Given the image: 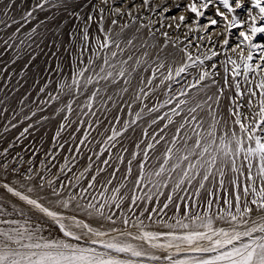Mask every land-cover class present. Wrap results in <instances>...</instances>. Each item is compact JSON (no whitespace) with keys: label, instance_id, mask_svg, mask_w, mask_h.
I'll return each instance as SVG.
<instances>
[{"label":"snow or ice","instance_id":"1","mask_svg":"<svg viewBox=\"0 0 264 264\" xmlns=\"http://www.w3.org/2000/svg\"><path fill=\"white\" fill-rule=\"evenodd\" d=\"M103 3L107 5L108 0ZM116 3L123 0H113V5ZM141 5L163 18L172 11L166 6L167 0L156 5L151 0H141ZM250 5L246 7V0H189L183 5L175 4L176 9L187 10L196 28H188L183 48L169 39V32H161L164 43L160 51L174 46L183 53L186 62L175 67V61L168 63V56L174 57L175 52L164 58L157 52L155 59H148L147 49L156 48L157 44L149 45L145 40L140 45L145 49L141 53L143 58L137 57L129 71L126 65L133 60V55L118 61L117 69L109 60V52L113 58L128 49H133L134 54L139 51L134 46L136 37L125 40L127 23L120 26L119 32L113 33L111 28L105 30L103 8L97 10L92 6V12L98 16L94 20L92 13L85 15L83 11L88 6L86 0H0V77H6L4 86L0 87V121H7L0 125V145L6 142L11 130L21 128L14 142L0 152V178H3L0 179V264H264V37L257 39L258 34L264 33V0H250ZM240 9L246 16L238 14ZM108 11L116 17L110 20L111 25H117L122 16L132 17L133 23L139 19L130 10L126 12L120 7L112 6ZM210 11L212 15L208 16ZM37 13L43 14V19H38ZM202 18L207 22L202 24ZM188 19L180 15L178 23L164 26L180 30ZM76 21H80L82 27ZM93 23L97 24L98 32L103 33L102 38L94 37V47L90 44ZM151 23L150 20L147 25L142 23L140 28ZM221 23L223 30L217 34L225 37L221 45L225 55L221 79L229 90L234 89L232 97H226L225 88L213 79L218 73L209 71L205 65V61L220 55L212 50L217 41L208 32ZM69 24L73 30L66 34L72 46L80 42L79 56L91 48L92 57L102 59V64L109 69L103 74L105 67H100L96 83L103 80L115 85L119 78L131 77L143 65L144 71L151 70L147 85H153L157 78L160 83L148 92L141 88L136 100L139 101L141 95L147 98L150 92L155 94L164 86L163 102L141 107L133 119L123 121L119 130L111 126V135L97 140L92 135L93 123L97 132L101 123L97 112L92 111L100 91L97 89L81 106L76 120H72L76 112L74 104L80 95L78 78L84 76L87 68L73 72L71 83L61 80L55 95L47 92L51 77L41 84L43 72H62L59 64L55 69L44 67L47 61L41 58L59 53L63 44L60 37ZM201 31L204 34L197 35L196 41H208L210 54L193 56L189 47L198 48L200 43L193 42L191 34ZM155 34L148 33L153 39ZM232 35L235 40L229 39ZM52 48L56 51L52 52ZM64 51L70 52V48L65 47ZM87 63L92 66L95 60L90 57ZM217 67L216 63L211 64V69ZM192 72L196 75L192 76ZM38 76L41 80L36 79ZM188 76L192 79L188 80ZM13 80L15 82L11 83ZM93 82V77L89 76L84 87ZM124 83L128 85L131 81L125 79ZM26 84L29 88L41 84L36 96L47 92V98L31 99L28 89L24 88ZM22 89L25 94L17 99ZM121 91L127 92L128 88ZM62 96L71 98L53 111L52 116L60 122L50 146L45 149L46 131L38 144L34 143L51 119L43 112L53 101H61ZM222 98L230 101L228 114L232 127L229 128L225 120V130L218 134L221 121L216 116L222 107ZM253 98H257L255 103ZM108 99L111 101L112 97ZM14 100L18 107H12ZM169 105L174 106L161 114ZM244 108L249 109L247 115ZM7 112H11L10 117L5 116ZM89 116L97 118L95 121L81 118ZM114 120L119 124L121 117L116 116ZM139 122L147 127L141 129L138 141H132L135 150L130 151L124 147V138L130 131H136ZM25 140L27 144L23 143ZM94 141L99 151L94 150ZM16 144L24 155L17 152L12 156ZM65 151L68 155H63ZM40 153L44 159L36 168L34 158ZM85 157L86 165L81 167L79 162ZM60 159L63 163H59ZM53 169L57 171L54 173ZM13 175L14 182H5ZM117 180L119 186L110 188ZM193 187L192 196L196 197L197 206L205 190L207 211L203 215L190 214L186 206L183 217L168 223L164 214L174 203V197L191 201L188 192ZM217 187L226 193L220 197L226 207L213 213ZM123 189L126 191L122 192ZM164 189L170 192L165 194ZM181 192L184 195H179ZM161 196H165L162 207L159 206ZM125 201L130 203L125 204ZM145 202H155L157 207L149 209ZM175 208L178 213L181 205L176 204ZM117 214L125 226L123 229L110 227L103 231L93 227L104 222L115 225ZM145 214L147 220L158 224L161 230H149L144 222ZM217 222L222 226H217ZM129 224L132 231L128 230ZM46 230L62 233V236L46 237ZM181 253L184 255L177 258Z\"/></svg>","mask_w":264,"mask_h":264},{"label":"rangeland","instance_id":"2","mask_svg":"<svg viewBox=\"0 0 264 264\" xmlns=\"http://www.w3.org/2000/svg\"><path fill=\"white\" fill-rule=\"evenodd\" d=\"M158 1L161 3L163 2V0H158ZM188 2H189V0H167V5H166L167 7L172 9L171 13L167 14V16H166V17H168V19H170L172 24L175 25L176 23L179 22L178 18L180 15H184V16L189 18L188 23L185 24L184 26H182L180 29L181 32H183L181 38H185L186 35H188V28L189 27L196 28V25L192 24L191 21L193 18L189 16V13L187 12V10L184 7L176 9L174 7V5L178 4V3L183 5V4H186ZM124 4H126V5L129 4V6L126 7V9H127L126 12L128 10H131L133 15L140 16L141 7L143 8V6H141V0H135L134 4H133V0H123V3H118L117 7L126 6ZM250 6H251L250 0H246V7H250ZM129 8H131V9H129ZM133 11H135V12H133ZM237 11L241 17L246 16V14H245L246 12L243 9H240ZM207 15L211 16L212 12L211 11L208 12ZM37 17H38V19H43V14L37 13ZM122 17L124 18L127 16H122ZM122 17H120L119 20H121ZM173 17H176V19H173ZM144 22H147V20H142V21L139 20L140 24L143 23V24L147 25V23H144ZM206 22H207L206 18H202L201 23L203 24ZM32 26H35V25L33 24ZM25 27H26V29L28 28V26H25ZM138 28H140L139 25L136 27V29H138ZM70 30H73L72 24H69L67 26V28L65 29V34L60 37L63 44L60 47V51L56 56H52L50 53L49 56L41 58V59L47 61V64H45L44 67L50 68V69H55L57 64H59L60 68L62 69V72H43L41 75L44 79L41 80V77H39V76L36 77V79L41 80V84H43L47 81V79L49 77H51L52 83L48 85L47 92H51L53 95H55L56 94L55 90L59 88V82L61 80H67L68 83H71V78H72L73 72H79L82 68H87V71H85L84 76L78 78L80 80V85H81L80 95L77 97L76 103L74 104V108H75L76 112L71 116V119L76 120L77 114L80 112L81 106H83L87 102L88 97L91 95V93L93 91H96L97 89H99L100 90L99 94L97 95V97L94 101V106L92 109V111L97 112V115L101 120V123H100L99 128H98V132H97V126L95 125V123H93L92 135L96 136L97 140L106 139L107 135H111V131H110L111 126H115L117 128V130H119L122 127L123 121L133 119L135 116V113L140 111L141 107H144L145 105L147 107H153L157 103H162L163 100L166 98L164 96V92L166 91V88L164 86H161L159 89L156 90L155 94H152L150 92L149 96L147 98H145L141 95L140 100L139 101L136 100V96H137V94H139V90L141 88H143L145 92H148L150 88H155L156 85H158L160 83V79L157 78L154 81L153 85H151V86L147 85L146 80L151 75V70L149 69V71H144L143 65L140 68H138L136 72H133L131 77L125 76V77L119 78L115 85L107 83L103 80H100L99 83H96V73H99L100 69L95 67L94 65L88 66L87 61L91 57L95 60V63H96L97 58L92 57V49L91 48L88 51H84L83 56H79V52L81 50L80 42L77 41L75 46H72L69 43L70 38L68 37V35L66 33H67V31H70ZM143 30H146V28H140L139 32H141ZM222 30H223V23H221L220 26H218V27L212 28L208 32V35H211L213 37V40L217 41V46L213 50H216L220 53L218 58L215 57L217 66H219L215 70L217 73L219 72L218 73L219 75L217 74L218 76L216 75L214 78L221 84V86H223L225 88L226 97H232L234 95V89L229 90L228 87L223 84V81L221 79V77L224 75L222 63L225 59V55L223 53V49H222L221 45H222L223 39L225 37L224 36L218 37L217 34L220 33ZM135 31L136 32L133 33L132 36H136V34L139 33V32H137V30H135ZM233 31L235 32L237 30H233ZM203 34H204L203 31H201L199 33L191 34L192 41L198 43V41H196V39H195L196 36L197 35H203ZM260 37H264V33L258 34L257 39H259ZM235 38H236L235 35H232L231 37H229L230 40H235ZM155 39H162L164 42V38L161 37L160 34H158V35L155 34ZM185 43H187V42H181V43L179 42V43H177V45L179 44L178 45L179 48H183ZM94 44H95V41H94ZM140 45H141L140 40L134 41V46L136 49H139V51H135V53L133 54L134 50L128 49L125 51V53L115 57L114 58L115 61L116 60L117 61L127 60L128 55H133V60L129 61L128 65H126L128 70L131 71L132 67L135 66V59L137 57L143 58L141 56V53L145 49L140 48ZM160 46H162V45H160ZM65 47L70 48V52H65L64 51ZM93 47H94V45H93ZM194 49H196V47H189V49H188L192 53L193 56L198 54V52H195ZM206 49L209 50L210 48H206ZM147 50L150 53V56L148 57V59H155L157 52H159V55L161 58L168 56L169 53L175 52L176 55L174 57L168 56V61H167L168 63H173V61H175V63L173 64V66L175 67V66L182 64L183 62H186V60L183 58V53L171 45L164 48L163 51H160V47L148 48ZM51 51L55 52L56 49L52 48ZM246 54L247 53L245 51V55ZM7 55H11V53H8ZM229 55H231L230 52H229ZM201 58H203V57H201ZM233 58H236V57L234 56ZM81 61H83V62L81 63ZM37 63H39V60ZM229 67H231V66H229ZM211 70L215 71L213 69H211ZM33 71H35V69H33ZM164 71L166 74V70H164ZM105 73H103V74H105ZM195 75H196V73L192 72V76H195ZM89 76L93 77L94 82L91 85H87L85 88L84 85H85V82ZM192 76H188L187 79L191 80ZM229 77H230V73H229ZM141 78H144V83H141ZM4 79H6V77H0V87L4 86V84H3ZM125 79H130L131 83L128 85H125V83H124ZM10 82L14 83L15 81L13 80ZM41 84H38L36 88H29V86L27 84L24 86L25 89H28V95L31 97V99L39 100V99L47 98V92L41 93L39 97L36 96V92L38 91V88H39V86H41ZM125 87L128 88V91L127 92L121 91V89H123ZM215 90H216L215 86H213L212 91L214 92ZM24 94H25L24 89L20 90L18 95L16 93H12V95H17V99L22 97ZM209 94H211V93H209ZM0 95H2V94H0ZM109 96L112 97L111 101H109V99H108ZM70 98L71 97L62 96L61 101H53L51 105H49L47 108H45L43 115L49 116V117H51V119H50L49 123L47 124L46 128L41 129L40 133L37 134V139H36V141H34V143L38 144L40 137L43 136L44 132L46 131L47 135L44 137V139H45L44 148L47 149L50 146L51 137L54 134L56 127L60 122V120L58 118L52 116V113L55 109L60 108L63 103H67V100ZM31 99L28 101L30 106H31ZM256 99L257 98H253L254 103H255ZM229 103H230L229 99L222 98V107L217 110L218 115L216 116V119L221 121L220 125L218 126V134H223V132L225 130V128H224V121L225 120L228 122L229 128L232 127L231 118L229 117V114H228ZM245 103H246V100H245ZM129 106L131 107V114L129 113ZM172 106H174V105H169V106L165 107L164 109H162L161 114L163 112L167 111L168 108L172 107ZM12 107H18L17 102L15 100L12 102ZM84 110L87 111V109H84ZM146 110L147 109L145 108V111ZM242 110L246 115L249 112V109H247V108H244ZM25 111H27V109H25ZM39 115L40 114L38 113V116ZM5 116L10 117L11 112L5 113ZM116 116L121 117V122L119 124H117L114 120V117H116ZM81 118L91 120V121H95V119L97 117L89 116L86 118L85 117H81ZM145 119H147V117H145ZM6 122L7 121H0V125H2L3 123H6ZM208 122H210V120ZM205 126L207 127V124ZM84 127L87 128V124H85ZM145 127H147V124H145L143 122H139V125L136 128V131L135 132L130 131L127 134V136L124 138V147L128 148L130 151L135 150L134 144L132 143V141L133 140L138 141L140 139L141 129H143ZM235 127H236V130L238 131V126H235ZM20 130H21L20 127H18L16 130H11V135L6 137V142L3 143L2 145H0V152L3 151V147H7L8 143L14 142L15 136L18 135ZM29 139H31V138H29ZM23 143L27 144L28 141L25 140ZM158 147H162V145L158 146ZM93 148L95 151H99V149L95 146V141L93 142ZM17 152H20L21 155H24V153L21 151V147L19 144H16L15 151L12 152V156H15ZM63 155H68L67 151H65L63 153ZM125 155L127 157L128 154L125 153ZM27 158H28V156H25V159H27ZM128 158H130V157H128ZM34 159H35L36 168H39L40 167V161L44 159L43 153L38 154ZM9 160H11V156H9ZM59 163H63V160L60 159ZM79 163H80L81 167L85 166L86 165V157L84 159H82ZM121 167L123 168L124 166L122 165ZM134 168H135V162H134ZM56 171H57L56 169H53L54 173ZM49 178H51V177H49ZM0 179H3V178H0ZM8 180H11L14 182L15 176L13 175L11 177H8L5 180V182H7ZM65 183H66V180H65ZM112 186H119V181L118 180L114 181V185H110L109 187L111 188ZM97 187H99V185ZM195 187H198V185H195ZM195 187H193L189 190V192H188L189 196H192V193L195 191ZM226 187H228V185H226ZM206 188H212V185H206ZM74 191H76V190H74ZM123 191H126V189H123L122 192ZM163 191L165 192V194H167L168 192H170V189H164ZM215 191H216L217 202L214 203L212 206L211 211L213 213L217 212L222 207H226L223 204V200L220 199V197H222L223 195H226V193H224L218 187L215 189ZM130 194L131 193H129V195ZM179 195H184V193L181 192ZM207 199H208V197L205 194V190H202L201 197L198 201L199 206H197L196 197H194V196H192L191 201H187V200L186 201H180L174 197V203L171 204L169 206V208L165 210L164 218L167 220L168 223H175V220L177 218L184 216L186 206H187V210L190 212V214L203 215V213L205 211H207V203H206ZM163 202H165V196L160 197V204H159L160 207L163 206ZM128 203H130V201H125V204H128ZM176 204L181 205L180 211L178 213H177L176 208H175ZM145 205L149 209L152 207H157V204L155 202H151V203L145 202ZM140 210L142 211L143 209H140ZM123 211L127 214V208L126 207L123 208ZM146 215L147 214H145L144 222L146 225H149V230H153V231L161 230L160 226L158 224H156L155 222L148 221L146 218ZM81 218H85V217H81ZM85 219H87V218H85ZM115 219L117 221L115 225H111L108 222H104L102 225L93 224V227H99L103 231H107L110 227H116V228L123 229L125 226L120 222V217L118 214L115 217ZM153 221H155V216L153 218ZM185 222H187V220ZM217 226H222V225L219 222H217ZM127 227H128V230H130V231L133 230L131 224H129ZM44 235L46 237L50 236V235L51 236H62V233H57L55 231L46 230L44 232ZM157 254H160V253H157ZM183 255H184V253H181V254H179V256L177 258H179L180 256H183Z\"/></svg>","mask_w":264,"mask_h":264},{"label":"bare ground","instance_id":"3","mask_svg":"<svg viewBox=\"0 0 264 264\" xmlns=\"http://www.w3.org/2000/svg\"><path fill=\"white\" fill-rule=\"evenodd\" d=\"M86 3H88V6L86 8H84L83 11H84L85 15L87 13H92L94 20L97 19L98 16H97V13L92 12V6H95V8L97 10L100 9V8H103L104 9L103 15L106 17L105 24H104L105 30L111 28L113 30V33H115V32H119L120 31V26H122L123 24H126V23L129 24V28L128 29H125V33H126L125 40L127 38H130L133 35V33L136 32L135 31V30H137L136 27L138 25L140 26L139 20H141V21L142 20H147V22H144V23H147V24H148V21L150 20L152 22L151 25H149L148 27H146V30H143V31L137 33L136 36H135L136 37V40L135 41L140 40V42L142 43L143 41L147 40L149 45H151V44H157V47H160V45H163V43H164L163 40L162 39H153L152 37L150 38V36L148 35V33H149V31H152V32H155L158 35L161 32L167 31V32H169V39L176 41V43H179V42L180 43L181 42H187L185 38H181L182 33H183V32H181V30H176L175 28L168 29L167 27L164 26V25H167V24L171 23V21H170V19H168V17L163 18L159 14L150 11L147 7H144V6H143V8L141 7L140 16H138L139 19L135 23L132 22V17L127 16V17H124V18L122 17L121 20L118 19L119 21H118V24L117 25H111L110 20L113 19V18H116V17L114 15H111L109 13L108 9H109V7H112V6L117 7L118 6V3H116L115 5H113V0H108V4L107 5L103 3V0H90V3H89V0H86ZM151 3L153 5L161 4V2H159L158 0H151ZM124 5H126V4H124ZM127 6H129V4L126 5V6H123V7L120 6V7L124 11H126L127 10L126 9ZM131 8H129V9H131ZM133 12H135V11H133ZM75 23L81 24V27H82V23L80 21H76ZM95 36H100L102 38L103 37V33L98 32V30H97V24L96 23H93L90 26V44L91 45H94V41H95L94 40V37ZM161 37H163V36H161ZM198 43H200V47H198V48L196 47V49H194L195 52H198V54H203V53L210 54L209 50L206 49V48H211V44L208 41L198 42ZM111 50H114V49H110V51ZM109 60H110L111 63L117 65V69L119 68L118 61L117 60L115 61V59L110 56V52H109ZM212 63H216L215 57H213L212 61H205V65H206V67L208 68L209 71H212L211 70V64ZM94 66L97 67V68H99V69H100L101 66H104L102 64V59H97V61L94 64ZM104 67H105V72H107L109 69L107 68V66H104Z\"/></svg>","mask_w":264,"mask_h":264}]
</instances>
